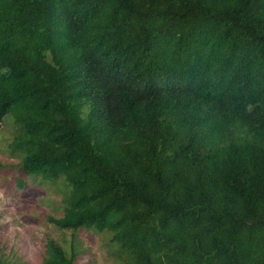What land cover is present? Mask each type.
<instances>
[{
    "label": "trees",
    "instance_id": "trees-1",
    "mask_svg": "<svg viewBox=\"0 0 264 264\" xmlns=\"http://www.w3.org/2000/svg\"><path fill=\"white\" fill-rule=\"evenodd\" d=\"M8 115L25 175L68 188L48 222L117 264H264V0H0Z\"/></svg>",
    "mask_w": 264,
    "mask_h": 264
},
{
    "label": "rangeland",
    "instance_id": "rangeland-1",
    "mask_svg": "<svg viewBox=\"0 0 264 264\" xmlns=\"http://www.w3.org/2000/svg\"><path fill=\"white\" fill-rule=\"evenodd\" d=\"M10 117L0 130V259L12 264H43L45 244L54 239L68 251L71 245L81 250L75 264H117L107 231L73 232L48 222L49 216L64 215L62 201L68 188L60 181L64 178L55 182L25 175L20 155L9 148L17 130Z\"/></svg>",
    "mask_w": 264,
    "mask_h": 264
}]
</instances>
